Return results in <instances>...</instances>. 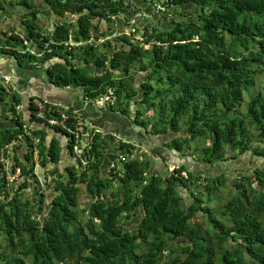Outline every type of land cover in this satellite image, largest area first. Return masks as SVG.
<instances>
[{"label":"trees","instance_id":"16d2710c","mask_svg":"<svg viewBox=\"0 0 264 264\" xmlns=\"http://www.w3.org/2000/svg\"><path fill=\"white\" fill-rule=\"evenodd\" d=\"M139 1L45 0L56 18L46 25L38 17L36 0L10 1L20 13L3 29L0 0V54L24 67L39 61L48 82L81 87L89 99L113 87L116 102L107 109L127 113L138 129L114 146L105 134L93 131L83 151L87 162L81 166L72 159V141L65 137L66 148L62 145L64 133L58 127L36 118L29 99L32 111L26 121L15 110L20 93L0 86V98L8 95L5 103L13 113V125L0 129V153L10 155L17 139L26 148L23 158L15 152L12 156V165L21 170L18 181H7L0 161V264H264V161L259 159H264V81L254 94L248 93L256 73H264V0H157L166 26L156 19L150 28L136 22V29L142 24L143 41L118 32L109 51L115 32L112 16L122 13L129 21L142 6L152 12L155 0ZM13 30L40 56L23 51ZM69 34L81 43L66 44ZM105 36L109 38L95 44ZM134 65L144 72L138 83ZM245 91L248 100L239 113ZM23 124L38 137L35 143L24 134ZM46 126L55 133L48 134ZM141 128L147 136L166 137L149 147L153 155L179 152L204 138L207 143L193 149L197 163L208 168L244 154L247 161L240 162L248 164V171L232 176L230 184L222 172L203 174L175 157L173 170L162 172L140 148ZM135 149L140 154L125 157L118 166V153ZM111 159L110 171L102 175ZM35 160L44 171L42 179L34 174ZM47 175L52 176L49 182ZM199 179L205 182L208 200L216 185L229 187L218 213L193 191L185 204L183 190ZM31 183L36 190L22 197L21 189ZM83 183L91 200L79 207ZM139 208L136 226L126 228ZM204 214L208 226L203 229L191 218Z\"/></svg>","mask_w":264,"mask_h":264},{"label":"rangeland","instance_id":"374dc122","mask_svg":"<svg viewBox=\"0 0 264 264\" xmlns=\"http://www.w3.org/2000/svg\"><path fill=\"white\" fill-rule=\"evenodd\" d=\"M10 1L12 4H14V2H15V0H4V12H5L4 17H5L6 22L12 21L14 23L16 21V19L18 18V15L20 13V8H17V9L14 8V6H12L10 4ZM156 1L157 0H155V2H153V3H151L152 4L151 5L152 6V8H151L152 12L149 13V11H147L145 9V7L141 5L142 10H140V11L136 10L135 12H132L129 15V21H127L125 19L124 15L122 13L114 16L113 21L110 23V26L115 32L111 36V38H109L110 39V41H109L110 46H108L109 51H112V47L116 44L115 38H116V35L118 34V32H130V33H132V36H135V39L138 40V43H141L140 41H143V40H140V39H142V36H141L142 30H143L142 24H138L139 28L135 29L134 32L130 31V28L136 22L143 23V24L147 23L146 26L148 28H150L151 27L150 23L152 22V20L156 19V24H158L159 26H166V23H165L166 20H164V17H162L164 10H161L164 8H163V6H161L160 3L156 2ZM36 2H37L38 7H41L40 12L38 13V17L45 25L49 24L52 20L56 21V18L52 19L53 16L50 15V11L47 9L45 0H36ZM139 3L141 4L142 0H140ZM189 8H190L189 6L186 7L187 12H188ZM168 11H169V13H173L172 10H168ZM169 13H168V15H169ZM191 14L192 13H186V15L188 17H191ZM156 15L158 16V18L156 17ZM5 23L2 24V27H4ZM98 41L99 40H97L95 42V44H97ZM97 46H99V48L104 47V46H102V44L97 45ZM144 46L147 47V46H149V44H144ZM92 68L94 69V67H92ZM95 69L98 70L97 68H95ZM132 70L134 72H136L135 76H134V80L136 81V83H138L139 80L142 78V75L144 74V72L138 71L136 65L132 66ZM263 81H264V73L263 72H257L255 75V84L250 88L248 93L254 94L257 90H259L261 88ZM79 94L82 96V92L80 93V91H79ZM4 98H5L4 100L9 104L8 95H4ZM86 99L87 98L85 97V100ZM247 100H248V94L245 91L244 92V100H243L242 104L238 107L239 113L244 112ZM119 113H120V116L123 117V119H124L121 121L122 122L121 126H120L121 129L123 130L125 128V131L127 130V132L129 134H131L133 132L136 133L138 131V129L135 128L136 124L131 122V118L128 117L127 113L125 114V113H122L120 111H119ZM150 113L151 112H148V114H150ZM10 116H11V113H10ZM105 120L106 119H104V121ZM100 132L104 133V130H101ZM139 134H140L141 139L144 140L143 141L144 143H142V142L139 143V144H141V146H140L141 149H146V148L149 149V147H151L152 145L161 143L157 138H155V136H152V135L147 136V133L142 128L139 129ZM121 137H122V135H121ZM136 137L138 138V136H136ZM124 138L126 139V136ZM131 138L134 139V137H131ZM108 139L110 141V144L113 146H114V143H117V141H118V138H116V136H112V134L108 137ZM165 140H166V137H165ZM18 143H20V142H18ZM203 143H207V140L204 138L203 139L197 138L196 140L190 142L189 148L184 147L179 152H175L173 149L170 152L164 151L163 153H165V154L162 153V156H164L165 158L164 159H162V158L156 159L155 158L154 159V161H155L154 166L156 168L162 170V172H165V170H166L165 167L168 165L167 168H169L170 167L169 164L174 163L175 157H177L180 160H182L183 162H185L188 166L194 167L195 169H197L198 171H200L203 174L207 173L208 175H212L215 173H217V174H219L221 172L224 173L225 175H227V179H228V182L230 184H232V182H233L232 176L248 171V167H247L248 164H244V163L240 162V159L243 158L244 154L241 155L240 157H237V158H230V159H227L226 161L215 163L214 165H212L210 167L208 166V168L205 167L204 165L200 164V163H197V161L195 160L197 153L194 152L193 149H194L195 144L202 145ZM19 145L20 144L15 143L14 148L12 150H9V152L10 153L12 152L14 154V152H15L14 149L18 148ZM161 145H164V144H161ZM110 152L111 151L109 150L108 155ZM171 155H173V157ZM7 156L10 157L11 154L10 155L8 154ZM125 157H128L127 153H125ZM34 158H35V155H34ZM250 158L253 159V155H250ZM259 159L264 161L263 158H259ZM116 160L118 161V164H119V161H120L119 158H117ZM243 160L245 162L247 161L246 158H243ZM65 161H66V159H65ZM110 161L111 162L108 164V166H103V168L101 170L102 175H105L107 173V171H110L109 169H110L111 164L114 160L111 159ZM9 163H12L11 159H9ZM76 166H77V169H79V166L78 165H76ZM34 174L39 179L43 178L44 171H41L39 169V163L37 162V160H35V164H34ZM33 184L34 183H31L26 188L21 189L20 192L22 193V197H31L32 196V193L34 192V190H36L35 185H33ZM204 184H205V182L203 179L191 181L190 187L188 189L183 190V193L185 195L184 196L185 197V204H188L190 202V200H191V197H190L191 194L190 193L193 191L194 194H196L199 197V199L202 201V203L207 204L215 213H218L221 205L226 201V199L228 197L229 187L225 184L216 185L212 189L213 190V195L211 194L212 197L208 200V196H209L208 193L209 192L206 189ZM84 185L85 184L83 183L82 188L78 192V206L79 207H86L87 203L91 200V198L88 196L86 190L84 189ZM45 192L50 193L48 189H46ZM106 193L109 194V188H107ZM47 200H48V198L46 199V201ZM141 214H142V209L141 208L137 209L136 213L132 216V218L130 220H128L125 223L124 226L126 228H134L136 226V222L140 218ZM216 216H217V214H216ZM85 218H86V214H84L83 219H85ZM191 219L195 222L200 223L203 229L208 226L206 214H204L203 216H193Z\"/></svg>","mask_w":264,"mask_h":264},{"label":"built area","instance_id":"2783aa9c","mask_svg":"<svg viewBox=\"0 0 264 264\" xmlns=\"http://www.w3.org/2000/svg\"><path fill=\"white\" fill-rule=\"evenodd\" d=\"M162 6V5H161ZM114 18V16H112ZM136 28L132 26L130 28L131 32H134ZM10 33V31L8 32ZM13 33L19 36V38L22 40L23 45V51L29 52L31 54H34L36 56H40L41 52L37 51L32 45V43L19 31L13 30ZM130 33V32H126ZM109 38V36H105L102 38H99L98 42H101L102 40ZM66 44H79L81 42L79 41H73L71 38V34L68 35L66 41ZM31 64H33L36 67H39V61L35 60L32 61ZM0 86L4 88L5 91H11L13 89L16 90V85L11 82V78L9 74H6L2 71H0ZM68 87V86H67ZM29 100L31 101L32 107H33V113L36 118L44 121L45 124L49 126H55L58 127V132L65 135L67 138H69L72 141V159L77 162L78 165H85L87 162L86 156L83 154L84 148L89 146L91 135L93 133L92 125L87 123L84 118L79 113L78 109H76L71 103L69 102H61V101H54L51 100L48 97L40 96L37 94H29L28 95ZM88 103H90L93 107L98 109H105L110 107L116 102V93L115 89L113 87H109L107 91H105L102 94H99L97 97L93 99H86ZM19 109H21V105H15V110L18 112ZM52 110V112L47 113L48 110ZM23 132L25 135H27L33 143H35L38 140V137L35 136L31 130L29 129V126L27 124L22 125ZM116 138H121L116 135ZM125 140V138L123 139ZM148 148L144 149L147 150ZM36 151H34V155L36 157ZM141 149H135L131 151L130 153H127L130 158H134L137 156V154H140ZM148 155L153 156L155 159H164L165 157L162 156V151L160 155H153L152 152L148 151ZM126 152H119L117 158L119 160H123L125 158ZM165 154V153H163ZM116 158V159H117ZM9 159L11 157H8L4 155L3 151L1 150L0 153V161L3 164L4 170H5V177L8 182L10 181H18L21 176V170L20 167L14 164L13 160L12 163H9ZM113 165V162L111 166ZM170 167H165L168 171H172L175 163L169 164ZM120 166V164H118ZM181 174L185 175V171H181ZM51 175H47L46 182H49L51 179ZM44 183V181H43ZM42 184V183H41ZM43 186V184H42ZM44 188V186L42 187Z\"/></svg>","mask_w":264,"mask_h":264},{"label":"crops","instance_id":"0c3cea01","mask_svg":"<svg viewBox=\"0 0 264 264\" xmlns=\"http://www.w3.org/2000/svg\"><path fill=\"white\" fill-rule=\"evenodd\" d=\"M11 22L12 21L6 22L3 29H7ZM0 71L9 74L11 82L16 85V90L20 93L22 99L21 104H19L21 105V109H19L18 112L26 121H28L30 112L32 111L27 104V99L29 98L28 95L37 94L48 97L54 101L71 103L76 109H78L84 120L92 125L94 131L104 130L103 134L107 137L111 134L113 136L118 134L120 137L122 135L123 139L125 136L126 138L129 137L130 134L127 130L125 131V128L122 130L120 127L122 123L121 121L124 119L120 116L119 111L109 110L107 108L96 109L85 100L81 87L55 86L47 81L45 73L41 67H24L17 64L11 57L3 54H0ZM79 91L80 93L82 92V96L79 94ZM9 112L11 113V116ZM12 114V111H8L7 106L5 108L0 102V129L11 127L13 125ZM104 119L106 120L104 121ZM45 129L48 134L55 133L50 127L48 128L46 126ZM18 142H20L19 139L13 141L14 144L21 143L18 148L14 149L15 154L19 158H23L26 148L24 143ZM61 143L66 148V138L64 135L61 136ZM13 148L14 145L9 147L10 150ZM10 154V157H12L13 153L11 152ZM11 160H13V158H11Z\"/></svg>","mask_w":264,"mask_h":264},{"label":"water","instance_id":"95a60500","mask_svg":"<svg viewBox=\"0 0 264 264\" xmlns=\"http://www.w3.org/2000/svg\"><path fill=\"white\" fill-rule=\"evenodd\" d=\"M29 99V98H28ZM0 102L2 103V105L6 108V103H5V100L4 99H2V98H0ZM8 108V107H7ZM8 111H9V109H8ZM48 128H49V126H47ZM65 136V135H64ZM66 137V136H65ZM155 138H157L159 141H164L165 140V135H161V137H159V136H155Z\"/></svg>","mask_w":264,"mask_h":264},{"label":"bare ground","instance_id":"6f19581e","mask_svg":"<svg viewBox=\"0 0 264 264\" xmlns=\"http://www.w3.org/2000/svg\"><path fill=\"white\" fill-rule=\"evenodd\" d=\"M2 87V86H1ZM5 91V90H4ZM7 93V92H6ZM31 102V101H30ZM55 127V126H54ZM166 161V160H165Z\"/></svg>","mask_w":264,"mask_h":264}]
</instances>
